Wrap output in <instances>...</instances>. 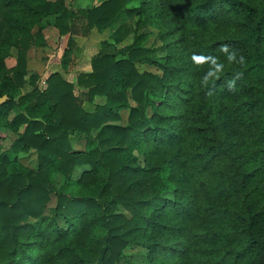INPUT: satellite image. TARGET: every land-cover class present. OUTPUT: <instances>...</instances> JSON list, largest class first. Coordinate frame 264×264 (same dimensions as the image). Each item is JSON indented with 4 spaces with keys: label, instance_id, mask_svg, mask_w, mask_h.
<instances>
[{
    "label": "trees",
    "instance_id": "1",
    "mask_svg": "<svg viewBox=\"0 0 264 264\" xmlns=\"http://www.w3.org/2000/svg\"><path fill=\"white\" fill-rule=\"evenodd\" d=\"M122 12L157 28L161 49L138 39L117 49L124 24L75 82L55 72L40 87L32 75L33 91L22 93L49 17L65 37L105 30ZM11 48L17 63L7 67ZM5 95L0 129H25L0 149V264H136L125 255L133 244L147 249V264H264V0H107L80 10L0 0ZM72 135L85 137L83 151ZM31 149L36 170L19 161ZM77 166L89 169L74 180Z\"/></svg>",
    "mask_w": 264,
    "mask_h": 264
},
{
    "label": "rangeland",
    "instance_id": "2",
    "mask_svg": "<svg viewBox=\"0 0 264 264\" xmlns=\"http://www.w3.org/2000/svg\"><path fill=\"white\" fill-rule=\"evenodd\" d=\"M66 4L72 5L76 10L92 9L107 0H63ZM133 4L137 5V1ZM128 26L129 34L125 41L117 46V49H122L132 45L137 39L139 44L147 49H161L163 46L162 39L157 28L144 24L138 15H129L122 12L108 28L99 30L96 27L87 35H67L61 37L59 30L55 26V17H49L47 26L44 30V36L47 40V45L42 47H33L28 52V75L25 77L26 83L22 88L23 94H28L33 91L31 85V76L37 75L40 77V87L44 86V81L53 73L60 72L72 82L77 80L80 73L91 71V60L93 57L102 52V43L105 41L112 44V36L121 25ZM72 37L74 42L71 46L70 53L67 55L68 62L64 64L65 52L68 48L69 38ZM164 53L157 51L152 54L153 58L160 59ZM3 61L7 67H14L17 63V50L11 48L9 54L3 57ZM139 72L160 73L155 65L137 62ZM83 98V97H82ZM83 105L86 109L93 111L94 105L86 100H83ZM104 99L98 97L96 103H103ZM129 109L120 111L122 119L118 122L120 125H127L129 118ZM147 113L150 114V108ZM12 113H10L11 115ZM25 127H20L19 133L24 131ZM19 133H15L7 128L0 129V149L2 152L11 148ZM86 139L77 135L71 136L72 150L78 152L85 149ZM19 161L26 167L36 170L38 168V153L35 149L19 154ZM89 167H78L73 173V179L77 180L87 171ZM58 185L64 182V177L56 175ZM56 198H53L46 210V216L55 215ZM121 212L125 210L121 209ZM61 220V219H60ZM126 260L136 264H147V249L139 245H131L125 250ZM125 264V263H122Z\"/></svg>",
    "mask_w": 264,
    "mask_h": 264
},
{
    "label": "water",
    "instance_id": "3",
    "mask_svg": "<svg viewBox=\"0 0 264 264\" xmlns=\"http://www.w3.org/2000/svg\"><path fill=\"white\" fill-rule=\"evenodd\" d=\"M7 100H8V96L6 95L0 98V105L4 104Z\"/></svg>",
    "mask_w": 264,
    "mask_h": 264
}]
</instances>
